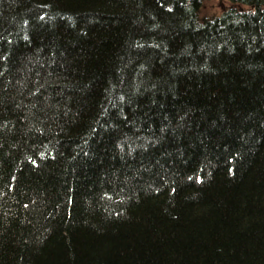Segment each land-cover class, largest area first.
I'll use <instances>...</instances> for the list:
<instances>
[{"label": "trees", "instance_id": "trees-1", "mask_svg": "<svg viewBox=\"0 0 264 264\" xmlns=\"http://www.w3.org/2000/svg\"><path fill=\"white\" fill-rule=\"evenodd\" d=\"M0 264H264V0H0Z\"/></svg>", "mask_w": 264, "mask_h": 264}, {"label": "rangeland", "instance_id": "rangeland-1", "mask_svg": "<svg viewBox=\"0 0 264 264\" xmlns=\"http://www.w3.org/2000/svg\"><path fill=\"white\" fill-rule=\"evenodd\" d=\"M216 5V4H215ZM219 6H221V5H216V7H219Z\"/></svg>", "mask_w": 264, "mask_h": 264}]
</instances>
